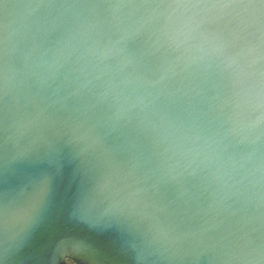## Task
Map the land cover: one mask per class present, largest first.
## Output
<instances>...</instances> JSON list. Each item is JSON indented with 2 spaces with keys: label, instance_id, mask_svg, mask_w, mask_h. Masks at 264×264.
<instances>
[{
  "label": "water",
  "instance_id": "95a60500",
  "mask_svg": "<svg viewBox=\"0 0 264 264\" xmlns=\"http://www.w3.org/2000/svg\"><path fill=\"white\" fill-rule=\"evenodd\" d=\"M0 264H264V0H0Z\"/></svg>",
  "mask_w": 264,
  "mask_h": 264
}]
</instances>
